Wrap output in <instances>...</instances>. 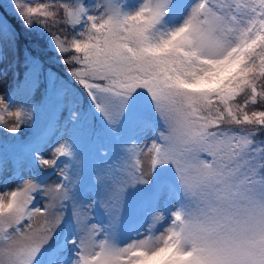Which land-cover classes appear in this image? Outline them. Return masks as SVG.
I'll use <instances>...</instances> for the list:
<instances>
[{"label": "snow or ice", "instance_id": "obj_1", "mask_svg": "<svg viewBox=\"0 0 264 264\" xmlns=\"http://www.w3.org/2000/svg\"><path fill=\"white\" fill-rule=\"evenodd\" d=\"M183 3L144 0L128 13L115 0H100L91 11L81 0H15L25 26L35 21L47 30L65 29L64 39L52 33L55 48L111 132L132 115L155 139L138 153L131 150L133 163L117 168L121 174L111 166L98 172L94 182L102 194L86 205L73 196L81 161L71 142L60 140L48 158L34 152L42 169L60 158L70 163L56 171L59 180L31 176L0 191V207L7 206L0 212V264H36L69 208L76 235L68 244L76 251L68 264H264V0H196L178 26L162 29ZM38 72L36 66L27 75V89L7 99L0 94V128L7 133L31 126L35 105L26 97L38 86ZM55 79L49 74L50 84ZM74 107L73 122L79 116ZM168 165L184 203L162 229L163 211L145 210L146 227L119 243L128 190L148 184ZM96 206L107 218L103 227L89 218ZM36 216L42 218L38 226ZM58 255L59 249L52 251L49 264H65Z\"/></svg>", "mask_w": 264, "mask_h": 264}, {"label": "rangeland", "instance_id": "obj_2", "mask_svg": "<svg viewBox=\"0 0 264 264\" xmlns=\"http://www.w3.org/2000/svg\"><path fill=\"white\" fill-rule=\"evenodd\" d=\"M0 1L5 7H3V9L18 13L14 6L15 0ZM25 2L37 4L50 2V0H25ZM75 2H78V0H75ZM97 2H100V0H97ZM115 2L120 6L121 11L131 13L134 12L144 0H115ZM194 3H196V0H184L183 7L180 10L173 9L165 17L164 25H162L161 28L178 26L187 14L188 9ZM89 11H91V9ZM13 30V26L9 19L3 10L0 9V94H3L6 99L13 89L16 79ZM27 60L30 66L24 71V79L25 86L28 88L30 86V81L27 75L31 73L38 64L31 57H27ZM62 88L65 89L64 87ZM64 93H66L69 98L73 96L69 89ZM68 101L69 99L64 98L61 103L57 105L58 111L56 116L52 115L51 119L46 116V113H42L36 108L35 117L31 126L22 127L17 134L12 135L30 140L49 122L50 125L54 126L55 133L49 134L38 148V151L46 158H48L50 149L60 140H69L73 146L76 159L81 161L80 179L74 190L73 196L77 202L86 205L98 195L102 194L100 186L94 182L95 175L98 172L107 170L109 166L112 167L114 175L121 174L116 171L117 168H123L126 165L130 166L133 163V153L131 150L134 149L135 152L138 153L139 149L142 148L145 143H151V141L155 139V135L153 131L150 130L141 131L136 126L135 116L130 115L126 117L125 122H123L114 133L116 143L118 144L115 158L111 160L110 163H107L104 161L97 148L94 150L89 149V143L86 137H84L82 141L77 139L79 134L77 128L74 126L75 121L73 122L69 119L70 108ZM137 105V113L143 115L146 109L140 102H137ZM155 127H159L158 122ZM0 133L3 136L10 135V133H7L2 128H0ZM137 143H139V147H137ZM123 146L128 150L127 157L122 150ZM142 160L145 170L147 171L148 159L147 157H142ZM66 163L70 162L65 158H60L54 168L42 169L38 166L37 162H34L26 163L23 167L14 170L10 160L5 159L0 167V191L11 190L21 183L22 179L30 178L31 176H35L44 183H51L53 180H59L60 178L56 175V171L58 172L59 168L63 167ZM76 167L77 165L75 163L70 164V174L75 173ZM172 186L175 187L176 191L171 190ZM44 202L43 199H38L36 204L42 206ZM182 203H184V201L178 194L176 177L172 166L168 165L159 168L150 178L148 184L137 185L135 188L128 190L123 223L117 235L118 242L121 244L128 242L136 232L142 231L143 228L146 227L144 223L145 210L155 206L163 211L164 219L157 222L158 229H162L167 224L169 213ZM58 214L60 213H54V215ZM89 218L91 222L96 223L98 227H103L107 223L104 211L99 206L94 207L92 212H89ZM41 219V217L36 216L33 219V224L38 226ZM75 235V228L71 220V210L69 208L65 211L62 223L57 227L53 234V238L45 247V250L37 257L36 264H49V254L56 249H59L58 259H63L65 264H68L70 259H75L74 253L76 249L68 244V240L72 239Z\"/></svg>", "mask_w": 264, "mask_h": 264}, {"label": "trees", "instance_id": "obj_3", "mask_svg": "<svg viewBox=\"0 0 264 264\" xmlns=\"http://www.w3.org/2000/svg\"><path fill=\"white\" fill-rule=\"evenodd\" d=\"M70 2H75V0H70ZM81 2L90 10L97 3V0H81ZM3 7V3L0 1V9L3 10L14 29V67L16 70V79L14 87L8 97L16 92L17 89H27L25 86L24 71L30 66L27 57H31L37 62L39 67V72L36 73L38 86L33 89L31 95L26 97L27 102L35 105V109L37 108L40 112L46 113V116L51 119L52 115L56 116L58 111L57 105L64 98L69 99V108L75 105L72 110L79 112V116L74 125L79 134L77 139L82 141L86 137L88 139L89 149L94 150L97 148L104 161L110 163L115 158V152L118 147L114 133L106 127L98 114L95 113L86 94L83 93L79 85L71 78L69 73L72 66L62 62L66 59V56H62L57 52L54 41L52 40V33L64 39L65 29L60 26H55L47 30L35 21L30 26H25L18 13L3 9ZM79 30L77 29V31ZM49 74L56 78L54 85L50 84ZM61 87L65 88L64 92L69 89L73 96L69 98L66 93L60 95L59 89ZM20 99H23V97L18 98L16 102L18 103ZM50 126L53 128L50 134H54V126L48 122L30 140H25L12 134L3 136L0 133V167L5 159L10 160L14 170L23 167L26 163L36 162L33 153L38 151L41 142L46 139L47 136L44 137L43 134ZM171 190L176 191L174 186H172Z\"/></svg>", "mask_w": 264, "mask_h": 264}, {"label": "clouds", "instance_id": "obj_4", "mask_svg": "<svg viewBox=\"0 0 264 264\" xmlns=\"http://www.w3.org/2000/svg\"><path fill=\"white\" fill-rule=\"evenodd\" d=\"M6 120H10L12 118L5 117ZM7 211V206L0 207V212H6Z\"/></svg>", "mask_w": 264, "mask_h": 264}]
</instances>
